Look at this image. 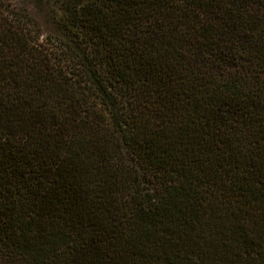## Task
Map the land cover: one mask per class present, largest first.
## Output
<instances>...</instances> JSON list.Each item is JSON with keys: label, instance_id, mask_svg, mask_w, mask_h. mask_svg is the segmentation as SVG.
Segmentation results:
<instances>
[{"label": "trees", "instance_id": "16d2710c", "mask_svg": "<svg viewBox=\"0 0 264 264\" xmlns=\"http://www.w3.org/2000/svg\"><path fill=\"white\" fill-rule=\"evenodd\" d=\"M0 0V264H264V0Z\"/></svg>", "mask_w": 264, "mask_h": 264}, {"label": "rangeland", "instance_id": "374dc122", "mask_svg": "<svg viewBox=\"0 0 264 264\" xmlns=\"http://www.w3.org/2000/svg\"><path fill=\"white\" fill-rule=\"evenodd\" d=\"M11 9L29 16L48 31L52 6L48 0H1Z\"/></svg>", "mask_w": 264, "mask_h": 264}]
</instances>
